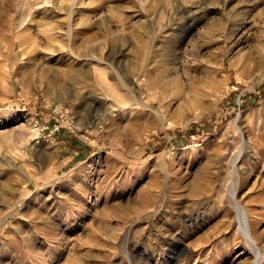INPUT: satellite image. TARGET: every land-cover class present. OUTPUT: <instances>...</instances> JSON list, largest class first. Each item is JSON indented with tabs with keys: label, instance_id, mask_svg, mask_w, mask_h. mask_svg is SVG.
<instances>
[{
	"label": "rangeland",
	"instance_id": "rangeland-1",
	"mask_svg": "<svg viewBox=\"0 0 264 264\" xmlns=\"http://www.w3.org/2000/svg\"><path fill=\"white\" fill-rule=\"evenodd\" d=\"M234 201L264 264V0H0V264H250Z\"/></svg>",
	"mask_w": 264,
	"mask_h": 264
},
{
	"label": "bare ground",
	"instance_id": "bare-ground-1",
	"mask_svg": "<svg viewBox=\"0 0 264 264\" xmlns=\"http://www.w3.org/2000/svg\"><path fill=\"white\" fill-rule=\"evenodd\" d=\"M56 106H58V105H56ZM61 109L62 108H60V107H56L57 111L58 110L60 111ZM233 164H234V162H233ZM232 170L234 171V168H232ZM232 172H231V174H232ZM231 177H232V175H231ZM228 183H230V182H228ZM231 186H232V181H231ZM227 188H229V187H227ZM230 196L234 200V188L231 189ZM234 209H235V213H236V221L238 222L237 223L238 224L237 230L239 231V233H241V235L245 239L246 243L249 245L250 249L253 252V260L250 264H258V261L262 256L261 254L263 252V249L261 251V248L256 245V241L253 238V236L251 235L249 221H248L247 213H246L244 207H242L240 204L235 202L234 203Z\"/></svg>",
	"mask_w": 264,
	"mask_h": 264
}]
</instances>
